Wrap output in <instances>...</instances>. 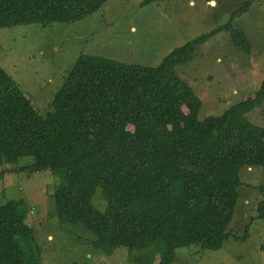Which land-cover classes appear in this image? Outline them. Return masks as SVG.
I'll return each mask as SVG.
<instances>
[{"label": "trees", "instance_id": "obj_1", "mask_svg": "<svg viewBox=\"0 0 264 264\" xmlns=\"http://www.w3.org/2000/svg\"><path fill=\"white\" fill-rule=\"evenodd\" d=\"M107 1L0 0V29L75 23ZM248 7L242 3L227 23L174 48L154 67L80 54L44 113L0 67V177L16 170L58 176L57 220L85 228L102 251L156 242L157 264H171L178 249L216 251L240 240L227 228L241 170L264 168V127L246 117L264 101V79L252 97L199 120L201 101L175 67L219 32L247 55L250 42L232 20ZM22 157L33 161L19 167ZM97 189L102 209L93 203ZM256 189L264 194V186ZM258 211L263 217L264 200ZM39 258L24 201L0 204V264H40Z\"/></svg>", "mask_w": 264, "mask_h": 264}, {"label": "rangeland", "instance_id": "obj_2", "mask_svg": "<svg viewBox=\"0 0 264 264\" xmlns=\"http://www.w3.org/2000/svg\"><path fill=\"white\" fill-rule=\"evenodd\" d=\"M142 1L108 0L95 13L71 24L1 28L0 67L44 113L80 54L154 67L174 48L227 23L248 1V10L232 20L250 42L247 55L230 43L227 32H219L196 49L192 60L175 67V73L200 99L199 120L218 116L253 96L264 79V0H161L140 5ZM246 117L264 127V101ZM32 161L22 157L16 165ZM240 176L242 186L227 230L241 239H229L216 251L196 246L178 249L171 264H264L260 250L264 216L258 211L264 194L256 189L264 186V168L242 169ZM59 184L60 178L48 170H16L0 177V204L25 203L26 224L33 230L40 264H157L160 243L142 250L102 251L92 246L94 237L85 228L61 225L52 196ZM99 193L97 189L93 203L102 209Z\"/></svg>", "mask_w": 264, "mask_h": 264}, {"label": "water", "instance_id": "obj_3", "mask_svg": "<svg viewBox=\"0 0 264 264\" xmlns=\"http://www.w3.org/2000/svg\"><path fill=\"white\" fill-rule=\"evenodd\" d=\"M213 4H214L213 1H211V2H210V5H213Z\"/></svg>", "mask_w": 264, "mask_h": 264}]
</instances>
